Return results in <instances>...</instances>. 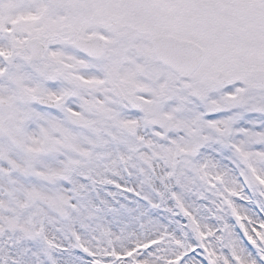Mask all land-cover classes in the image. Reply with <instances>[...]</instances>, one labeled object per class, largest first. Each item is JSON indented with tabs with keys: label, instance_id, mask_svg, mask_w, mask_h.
I'll list each match as a JSON object with an SVG mask.
<instances>
[{
	"label": "snow or ice",
	"instance_id": "6c2138e0",
	"mask_svg": "<svg viewBox=\"0 0 264 264\" xmlns=\"http://www.w3.org/2000/svg\"><path fill=\"white\" fill-rule=\"evenodd\" d=\"M0 264H264V0H0Z\"/></svg>",
	"mask_w": 264,
	"mask_h": 264
}]
</instances>
